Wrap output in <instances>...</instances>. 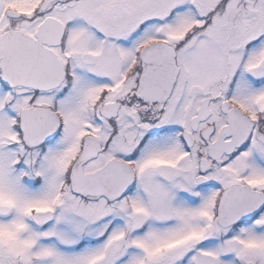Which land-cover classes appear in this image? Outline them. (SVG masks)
Instances as JSON below:
<instances>
[{
  "label": "snow or ice",
  "instance_id": "snow-or-ice-1",
  "mask_svg": "<svg viewBox=\"0 0 264 264\" xmlns=\"http://www.w3.org/2000/svg\"><path fill=\"white\" fill-rule=\"evenodd\" d=\"M0 264H264V0H0Z\"/></svg>",
  "mask_w": 264,
  "mask_h": 264
}]
</instances>
